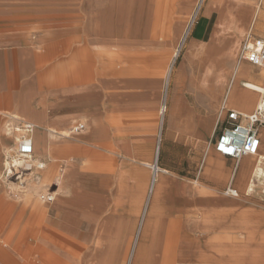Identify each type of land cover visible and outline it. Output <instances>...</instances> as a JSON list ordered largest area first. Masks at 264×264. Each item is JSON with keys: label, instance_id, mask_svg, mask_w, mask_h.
<instances>
[{"label": "crops", "instance_id": "obj_1", "mask_svg": "<svg viewBox=\"0 0 264 264\" xmlns=\"http://www.w3.org/2000/svg\"><path fill=\"white\" fill-rule=\"evenodd\" d=\"M197 2L0 0V264H223L245 156L207 139L223 107L255 110L264 69L238 53L264 0H205L179 60ZM8 115L45 164L22 190L1 177Z\"/></svg>", "mask_w": 264, "mask_h": 264}, {"label": "built area", "instance_id": "obj_2", "mask_svg": "<svg viewBox=\"0 0 264 264\" xmlns=\"http://www.w3.org/2000/svg\"><path fill=\"white\" fill-rule=\"evenodd\" d=\"M203 1L198 0L195 11L188 21L189 25L181 39L180 50L201 10ZM238 61H246L254 67L264 69V38L246 34L238 53ZM260 94L255 110L251 113L222 108L225 111L216 121L211 141L220 156L234 161H238L244 155L258 157L264 146V94L261 92ZM5 117L12 120L7 124L6 133L13 135V143L5 150L1 177L6 183H12L22 190L27 183L38 179L39 172L44 169L45 164L35 157L33 151V123L11 115ZM82 128L83 125L79 124L73 130ZM151 170L154 177L162 168L154 161ZM224 192L226 195L238 197L237 190L231 186L226 187ZM43 198L50 201L53 194L47 193Z\"/></svg>", "mask_w": 264, "mask_h": 264}, {"label": "rangeland", "instance_id": "obj_3", "mask_svg": "<svg viewBox=\"0 0 264 264\" xmlns=\"http://www.w3.org/2000/svg\"><path fill=\"white\" fill-rule=\"evenodd\" d=\"M204 1H203V3H204ZM249 31L251 32V34H253V33H255L256 29L253 26L252 27L249 26L248 32ZM182 50H183V47H182ZM182 50L180 51L179 60L182 59L181 58L182 54H183ZM178 63H179V61L177 62V64ZM201 134H204V131H202ZM207 140H208V143H210L212 145V143H211L212 135H211V137L209 136V138ZM262 150L264 151V146H263ZM212 151L216 155H218L214 148H212ZM244 158H248V159H251V161H253L256 157L255 156H245ZM199 165L200 164L199 163L197 164V161H196V163H194L193 172H198ZM246 176H248V174ZM235 180H236V178L234 179V181ZM255 184L257 185V187H256L254 193H251L249 195H244L243 190L241 189L240 194L238 196L239 198L233 197L236 199H232V197L229 198V196H225L224 194H222V191L220 190L221 195L219 196V199H221L222 201L226 200V201H230V202L240 204L242 207L238 206L239 212H237V218L242 220V219H245L247 217L248 218L250 217L249 219L252 221L246 222L247 226H245V227L251 226V229L252 228L254 229L251 232L253 238H251V240H248L246 238L245 234H243L244 233L243 231L241 232V231H237V229H235L236 226L238 225V224L235 225V221L232 222V225L229 226V217L227 216V221H226L227 223L225 224V226L222 230L223 235H224L223 240H222L223 241L222 242V247H223L222 251H224V253H225L223 264H229L227 262V259L229 258V256L232 255L229 252V248H233V247L235 248V252L238 256H240L242 258L244 257V259H247V260L243 261L242 264H264V186L258 180L255 181ZM235 186H236V181H235ZM240 208L241 209L243 208V210L240 211ZM223 209H224V207H223ZM245 210H248L249 213H246ZM240 217H242V218H240ZM248 225H250V226H248ZM231 226H234V227H231ZM225 255H227V256H225ZM252 257H253V259H252Z\"/></svg>", "mask_w": 264, "mask_h": 264}, {"label": "bare ground", "instance_id": "obj_4", "mask_svg": "<svg viewBox=\"0 0 264 264\" xmlns=\"http://www.w3.org/2000/svg\"><path fill=\"white\" fill-rule=\"evenodd\" d=\"M244 86L250 90L259 91V92L264 94V85L258 86V85H254L250 82H244ZM244 156H248V155H244ZM247 174H248V176H246ZM236 176H237L236 177L237 187H238L239 191H241V189L243 190L244 195H249V194L255 192V189L257 187L255 185V181H257V180L264 186V151L260 152L258 157L255 158L253 161H251V159H248V158H243L240 161V167H239V170H238V173ZM222 206L224 207L223 210L226 212V216H228V215L233 216L234 215V217H236V218L232 217V219H233L232 222L235 221V225L238 224L235 229H237V231H241V232L243 231L244 232L243 234H245L246 238L248 240H251V238H253L251 232L254 229L253 228L251 229L250 225H248L250 227H245V226H247L246 222H249L252 220L249 219L250 217L249 218L247 217V218L242 219V220L237 218V212H239L238 206L239 207H242V206L238 203H234V202H230V201L224 202ZM242 210H243V208L242 209L240 208V211H242ZM245 212L249 213L248 210H245ZM240 218H242V217H240ZM231 227H234V226H231ZM229 252H230V254H232L231 256H229L230 259L229 258H228L229 260L227 259V262L229 264H242L243 261L247 260V259H244V257L242 258V257L238 256L235 252L234 247L229 248ZM221 253H223V256H224V254H225L224 251H222ZM225 256H227V255H225ZM252 259H253V257H252Z\"/></svg>", "mask_w": 264, "mask_h": 264}]
</instances>
